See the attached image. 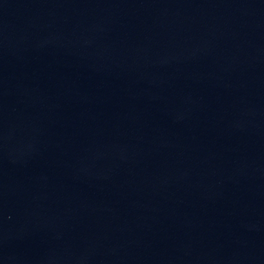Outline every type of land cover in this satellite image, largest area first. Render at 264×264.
I'll return each mask as SVG.
<instances>
[{
    "label": "water",
    "instance_id": "1",
    "mask_svg": "<svg viewBox=\"0 0 264 264\" xmlns=\"http://www.w3.org/2000/svg\"><path fill=\"white\" fill-rule=\"evenodd\" d=\"M0 264H264V0H0Z\"/></svg>",
    "mask_w": 264,
    "mask_h": 264
}]
</instances>
